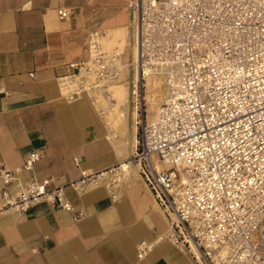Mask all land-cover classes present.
I'll return each mask as SVG.
<instances>
[{
    "label": "built area",
    "instance_id": "obj_1",
    "mask_svg": "<svg viewBox=\"0 0 264 264\" xmlns=\"http://www.w3.org/2000/svg\"><path fill=\"white\" fill-rule=\"evenodd\" d=\"M129 6L138 83L164 68L169 91L155 120L145 118L143 106L127 167L120 160L63 183L32 175L15 190L1 189L0 217L43 200L74 210L68 189L104 186L118 200L137 175L167 216L165 237L199 264H264V0H129ZM71 13L58 8L61 19ZM97 33L89 57L57 77L69 101L87 95L95 104L96 94L121 75L120 54L93 50ZM40 157L31 151L23 167L33 169ZM0 177L8 185L18 170L0 164ZM84 215L74 212L75 219ZM154 245L140 241L138 256Z\"/></svg>",
    "mask_w": 264,
    "mask_h": 264
},
{
    "label": "crops",
    "instance_id": "obj_2",
    "mask_svg": "<svg viewBox=\"0 0 264 264\" xmlns=\"http://www.w3.org/2000/svg\"><path fill=\"white\" fill-rule=\"evenodd\" d=\"M62 6L72 11L64 19ZM131 19L129 0H0V164L18 170L8 185L0 177V191L32 175L63 183L134 150L131 128L123 150L91 98L67 100L57 80L70 62L89 57L93 32L110 31L114 46ZM33 150L41 157L29 170L23 163ZM68 195L74 210L43 200L0 217V264H199L165 237L167 216L139 176L118 200L104 186ZM79 210L85 215L75 219ZM142 240L155 245L140 258Z\"/></svg>",
    "mask_w": 264,
    "mask_h": 264
},
{
    "label": "bare ground",
    "instance_id": "obj_3",
    "mask_svg": "<svg viewBox=\"0 0 264 264\" xmlns=\"http://www.w3.org/2000/svg\"><path fill=\"white\" fill-rule=\"evenodd\" d=\"M114 37L115 36L110 31L105 32L103 34H94L92 45L93 50L96 47H99L100 49L106 52H116L117 54H120V57H123V54H126L128 50V60L126 63L124 62L123 65L125 71H130L131 64L136 62V46L134 44L132 45V51L130 53V49L128 48L129 42L126 39L124 41V48L122 50H111V47H113ZM130 54L133 58V62L129 58ZM133 69L135 71V80L133 86L135 85L134 90L137 99L138 94L139 96L141 95L138 90V81L141 79L142 76L140 74L139 68L136 67V65H134ZM167 76L168 75L165 73L164 68L160 70L158 69L157 71H148L145 75L146 93L142 94L143 96H141V98L146 99L144 104L147 103L148 106H150L153 110V112L148 115L149 121H153L157 117L158 110L160 107L159 100H161L162 97L164 98V82L165 79H167ZM120 80H114L110 82L106 93L104 91L98 92L95 96V105L100 111V113L103 115L104 121H106L108 127L112 131V140H116L117 142L119 140L118 146H121L123 150H125L129 141L130 128L132 129L133 136L136 135L139 106L135 104V107L131 110L129 101V98H131L130 82L127 80L124 83L118 84ZM120 140L122 142H120ZM125 160L126 159H123L122 162H124V167H127L128 161ZM129 179L130 178H128V180Z\"/></svg>",
    "mask_w": 264,
    "mask_h": 264
},
{
    "label": "rangeland",
    "instance_id": "obj_4",
    "mask_svg": "<svg viewBox=\"0 0 264 264\" xmlns=\"http://www.w3.org/2000/svg\"><path fill=\"white\" fill-rule=\"evenodd\" d=\"M131 28H132V19H131V22H130V25H129V29H130L129 33L127 32L126 34H124V36L119 41H116L115 44H114V46L111 47V50L112 49L122 50V48H123L122 47V42H123V40H126L127 39L129 41V47H128L130 49L129 52L131 53V51H132V45H133L132 35H131ZM127 53H128V50H127L126 54H123V57H120L121 58L120 59L121 60V63L120 64H121L122 72H121V75H120L119 79H117V80H120L121 79L118 84L124 83L127 80L130 82V90H131L130 97L131 98H129L130 99L129 101H130L131 110L135 107V104L139 106V114H138V122H139V119L142 116V109H143V106H144V108L146 109L145 110V118L148 120V115L151 114L153 112V110H152V108L150 106H148L147 103L146 104H143V102H145L146 99L141 98V96H143L142 94L146 93V85H141V83L139 82V89L138 90H139V92H140L141 95L139 96V94H138V97L136 99L135 90H134V86L135 85L133 86L134 80H135V75H134L135 71L133 69V65L131 64L130 71H127L126 70L127 72L125 71V68H124V65H123V63L124 62L126 63L127 60H128ZM129 58L133 62V58L131 57V54H130ZM165 73L168 74L166 70H165ZM164 88H165V90H164L163 93H164V98H165L167 92L169 91L168 79H165ZM164 98L162 97V99L159 100V103ZM140 127L141 126H140V122H139V123H137V129H136V134H138V137H139V133H140ZM133 137H134L133 142L136 144L137 143V137H136V135H134ZM130 154L127 157H129ZM130 178H132V177H130Z\"/></svg>",
    "mask_w": 264,
    "mask_h": 264
}]
</instances>
